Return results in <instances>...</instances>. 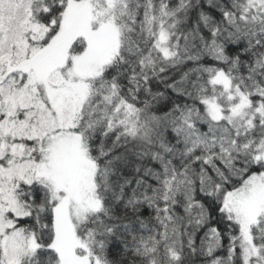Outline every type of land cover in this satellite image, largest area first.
Masks as SVG:
<instances>
[{"label": "snow or ice", "instance_id": "obj_1", "mask_svg": "<svg viewBox=\"0 0 264 264\" xmlns=\"http://www.w3.org/2000/svg\"><path fill=\"white\" fill-rule=\"evenodd\" d=\"M0 264H264V0H0Z\"/></svg>", "mask_w": 264, "mask_h": 264}]
</instances>
